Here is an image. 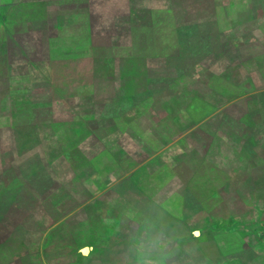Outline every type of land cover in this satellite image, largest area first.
<instances>
[{"label": "rangeland", "instance_id": "374dc122", "mask_svg": "<svg viewBox=\"0 0 264 264\" xmlns=\"http://www.w3.org/2000/svg\"><path fill=\"white\" fill-rule=\"evenodd\" d=\"M262 39L264 0H0L9 250L76 212L71 248L119 264L146 232L166 264H264Z\"/></svg>", "mask_w": 264, "mask_h": 264}, {"label": "crops", "instance_id": "0c3cea01", "mask_svg": "<svg viewBox=\"0 0 264 264\" xmlns=\"http://www.w3.org/2000/svg\"><path fill=\"white\" fill-rule=\"evenodd\" d=\"M261 43L264 45V39L261 40ZM115 129L114 136L120 140L123 136L122 128L117 127ZM130 133L132 137L135 136L134 130L132 131L131 129ZM118 166H120L119 162ZM131 168L133 169V166ZM52 175L53 182L59 187L58 191H61L69 199V195L71 194L69 188L63 182L60 183L56 173ZM91 194L89 193V195ZM65 208L70 209L71 206L66 205ZM86 209L87 206L80 207V210L86 211ZM76 215V212H72L62 218L60 224L63 226V234H51L48 235L49 237H46L47 244L56 242L53 245H48V249H43L42 247L28 253H23L21 250L12 252L7 245L5 234L0 233V264H119L116 261L110 260L107 252L104 255V253L91 249L83 253L81 250H76L75 247L71 248V243L76 242V237L73 233L68 232L72 227L85 224V221ZM1 222L3 221L0 219V225Z\"/></svg>", "mask_w": 264, "mask_h": 264}, {"label": "clouds", "instance_id": "9594fccd", "mask_svg": "<svg viewBox=\"0 0 264 264\" xmlns=\"http://www.w3.org/2000/svg\"><path fill=\"white\" fill-rule=\"evenodd\" d=\"M170 244L163 232H146L134 243L135 264H166Z\"/></svg>", "mask_w": 264, "mask_h": 264}, {"label": "water", "instance_id": "95a60500", "mask_svg": "<svg viewBox=\"0 0 264 264\" xmlns=\"http://www.w3.org/2000/svg\"><path fill=\"white\" fill-rule=\"evenodd\" d=\"M86 250H87V248L84 249V251H86Z\"/></svg>", "mask_w": 264, "mask_h": 264}]
</instances>
